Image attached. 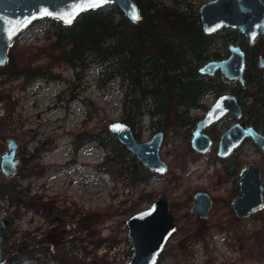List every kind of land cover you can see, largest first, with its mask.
Instances as JSON below:
<instances>
[{"label":"rangeland","instance_id":"obj_1","mask_svg":"<svg viewBox=\"0 0 264 264\" xmlns=\"http://www.w3.org/2000/svg\"><path fill=\"white\" fill-rule=\"evenodd\" d=\"M162 1L192 12L204 0ZM53 31L50 19L42 18L21 32L17 42L29 46L32 65L47 63L48 54L40 48L54 38ZM241 39L236 35L235 41L242 45ZM109 42L111 38L105 41ZM262 45L260 41L258 47ZM214 51L224 57L228 44L222 38L213 40L207 47L209 58L214 57ZM115 60L101 61L91 55L83 72L60 60L50 66L58 77H37L24 84L20 76L7 79L0 75V115L4 117L0 119V156L10 151L7 140L13 138L19 159L15 173L6 175L0 170V188L11 180L26 200L11 201L9 195L0 192V217L9 220L1 239L7 255L2 264H124L133 254L127 238V217L147 207L161 192L168 199L176 227L156 264H264V152L246 138L236 154L217 155L220 134L235 120L230 113L206 130L213 139L208 150L198 152L190 144L195 121L218 94L235 88L234 83L221 77L227 83L224 88L207 89L196 106L178 107L179 117L163 130L159 150L168 164L166 172H153L140 163L134 169L127 155L121 171L103 169L98 164L111 151L110 134L114 133L103 132L107 148L92 139L79 145L73 139L83 128L95 132L111 120L124 121L123 102L130 83L117 74L106 79L117 66ZM238 95L242 98L246 91ZM149 101L147 98L132 128L142 140L158 130V118L148 110ZM247 117L245 113L241 121L247 123ZM183 118L192 123L183 124ZM258 129L264 132V115ZM249 162L260 166L263 205L236 216L231 200L239 194V169ZM26 167L29 172L24 174ZM198 190L207 191L212 198L204 218L190 210ZM135 202V210H129ZM107 204L116 212L100 225L79 219ZM52 228H59L57 235H49ZM46 237L50 246L42 243ZM21 241L30 244L29 248L10 257Z\"/></svg>","mask_w":264,"mask_h":264},{"label":"trees","instance_id":"obj_2","mask_svg":"<svg viewBox=\"0 0 264 264\" xmlns=\"http://www.w3.org/2000/svg\"><path fill=\"white\" fill-rule=\"evenodd\" d=\"M136 2L141 12L138 20L129 19L115 4H109L107 8L84 10L69 23L50 19L54 38H50L40 48L48 54L47 63L32 65L29 46L18 44L17 37L9 46L7 61L0 64V75H5L7 79L20 76L24 84L37 77L44 80L58 77L51 71L50 66L60 60L68 61L77 66L79 72H83L89 65L91 55L101 61L116 59L117 66L109 72L106 79L117 74L121 80L127 79L130 83L129 92H126L123 102V120L133 128L136 119L143 113L142 107L145 109L146 99L149 98L151 109L148 110L152 116H157V128L166 130L168 123L179 117L178 107H183L184 110L196 106L207 89H222L227 85L219 71L214 75L201 74L197 67L209 58L207 47L211 41L222 38L229 44L235 41L239 33L235 27L228 26L210 34L204 33L198 8L190 12L162 0ZM239 35L242 37V33ZM109 38L112 42L105 43ZM260 41L263 42L262 48L258 47ZM244 42L242 43L248 50L245 84L231 80L235 85L232 91L237 94L246 91V96L239 99L242 105L245 103L242 116L248 113L247 123L258 128L259 119L264 115V68H258L254 59L258 52H264V40L259 35L252 44ZM212 55L223 57L215 51ZM248 86H251L250 89ZM129 94L131 97H128ZM3 118L0 115V119ZM191 123L189 118H183V124L189 126ZM89 130L92 129L83 128L75 132L74 142L79 145L92 139L107 148L103 132L110 131L108 124H103L95 132ZM110 135L112 149L105 154L98 167L121 171L119 167L124 163L125 155L130 159V166L134 169L139 166L140 162L134 154L118 141L115 134ZM237 149L233 154L237 153ZM27 163L25 159L24 165ZM228 168L231 169L230 166ZM24 170V174L29 172L28 167ZM4 183L5 187L0 188L2 194L9 195L11 201L24 199L21 196L23 192L15 188L14 182L7 180ZM137 204L135 202L128 209L135 210ZM114 212L115 207L107 204L79 219H89L95 225H100ZM58 229L52 228L49 235H57L55 232ZM95 230L100 233L101 229L97 227ZM47 238L42 243L50 246ZM18 246L20 247L10 252V257L16 256L22 249H28L30 244L21 241Z\"/></svg>","mask_w":264,"mask_h":264},{"label":"water","instance_id":"obj_3","mask_svg":"<svg viewBox=\"0 0 264 264\" xmlns=\"http://www.w3.org/2000/svg\"><path fill=\"white\" fill-rule=\"evenodd\" d=\"M108 4L118 6L131 20H138L133 19L134 16L141 17L136 0H106L104 3H100V0H0V64L7 61L9 46L35 20L49 18L69 23L84 10ZM198 14L201 29L206 34L216 32L223 26L235 27L244 34L247 42L252 43L258 34L264 33V0H205L199 4ZM245 56V49L240 44L230 42L226 56L209 58L197 70L204 74L219 71L226 80H237L244 85ZM257 64L264 67L263 54L257 57ZM226 113L233 114L237 120L220 134L217 155L228 156L245 138H251L264 152V132L238 119L242 115V106L233 91L218 94L196 120L190 138L194 150L204 152L210 147L213 140L204 129ZM108 128L141 165L157 173L167 171L168 164L159 154L163 130L158 129L150 138L142 140L136 137L130 124L125 121L111 120ZM7 145L11 148L10 151H5L0 156V166L6 175L14 173L19 163V159L15 157V140L9 138ZM238 178L239 194L232 198L231 206L236 216H242L263 205V181L259 164H244L239 169ZM193 196L190 210L204 218L211 205V196L202 190H198ZM8 223L7 218L0 217V264L7 261L1 239ZM126 224L127 238L133 254L124 264H156L160 251L176 227L168 199L162 192L147 207L130 214Z\"/></svg>","mask_w":264,"mask_h":264},{"label":"flooded vegetation","instance_id":"obj_4","mask_svg":"<svg viewBox=\"0 0 264 264\" xmlns=\"http://www.w3.org/2000/svg\"><path fill=\"white\" fill-rule=\"evenodd\" d=\"M204 1H205V0H204ZM236 29H237V28H236ZM237 30H238V29H237ZM238 33L241 34L242 32L238 30ZM238 33H237V34H238ZM239 34H238V36L241 37V35H239ZM259 35H261V36L263 37V40H264V33H263V34H258V35L255 37V39H254V41H253L252 43H254V42L256 41V39L258 38ZM241 38H242V39H241L242 42H244V41L247 42V40H246V38H245V36H244L243 33H242V37H241ZM234 42L237 43L236 41H234ZM242 42H241V43H242ZM245 42H244V43H245ZM247 43H249V42H247ZM252 43H249V44H252ZM238 44H239V43H238ZM240 45H241V44H240ZM241 46L245 49V52H246V55H247L248 50H247L245 44L242 43ZM259 54H263V55H264V52H263V51H260V52H258V53L256 54L255 59H254V60H255V64H256V66H257L258 68H264V67H259L258 64H257V57L259 56ZM211 58H217V57H211ZM245 58H246V56H245ZM208 59H209V58H208ZM245 62H246V60H245ZM201 64H202V63H201ZM245 67H246V66H245ZM197 68H198V67H197ZM197 71H198V70H197ZM216 72H217V71H216ZM216 72H215V73H216ZM199 73H200V72H199ZM215 73H214V74H215ZM201 74H204V73H201ZM214 74H210V73H208L207 75H214ZM236 81H237V80H236ZM229 91H232V90H229ZM233 92H234V91H233ZM235 93H236V92H235ZM236 94H237V93H236ZM237 96H238V99H240V97H239L238 94H237ZM239 102H240V100H239ZM240 104H241V102H240ZM241 106H242V104H241ZM242 111H243V107H242ZM226 114H228V113H226ZM230 114H231V113H230ZM202 115H203V114H202ZM202 115H201V116H202ZM232 115H233V114H232ZM201 116H200V117H201ZM223 116H224V115H223ZM223 116H222V117H223ZM233 116H234V115H233ZM200 117H199V118H200ZM234 118H235V116H234ZM238 119L241 121V120H242V115H241ZM218 120H219V119H218ZM218 120L215 121V122H213V123H211L209 126H207V127L204 129V131H206L207 129L211 128L216 122H218ZM235 120H237V118H235ZM235 120H234V121H235ZM234 121H233V122H234ZM233 122H232V123H233ZM195 123H196V121H195ZM195 123H194L193 128L195 127ZM244 123H246V122H244ZM246 124H248V123H246ZM250 124H251V123H250ZM252 125H253V124H252ZM193 128H192V129H193ZM257 129H258V128H257ZM161 130H162V129H161ZM191 131H192V130H191ZM206 132H207V131H206ZM207 133H208V132H207ZM211 138H212V137H211ZM245 139H246V138H245ZM245 139H244V140H245ZM212 140H213V139H212ZM244 140H243V141H244ZM243 141H242V143H243ZM242 143H241V144H242ZM212 144H213V142H212ZM212 144H211V145H212ZM217 144H218V143H217ZM211 145H210V146H211ZM239 146H240V145H239ZM239 146H238V147H239ZM238 147H236L235 149H237ZM208 149H209V148H208ZM208 149H207V150H208ZM235 149L233 150V152L235 151ZM233 152H231V154H233ZM229 155H230V154H229ZM229 155H228V156H229ZM225 157H227V156H225ZM0 170L3 172V170L1 169V166H0ZM3 173H4V172H3ZM14 173H15V172H14ZM238 181H239V178H238ZM238 183H239V182H238ZM196 192H197V191H196ZM196 192H195V193H196ZM206 192H207V191H206ZM193 195H194V194H193ZM193 198H194V196H193ZM211 199H212V198H211ZM193 201H194V200H193ZM211 202H212V201H211ZM192 203H193V202H192ZM191 205H192V204H191ZM190 208H191V206H190ZM209 208H210V207H209ZM208 210H209V209H208ZM192 212H193V211H192ZM196 213H197V212H196ZM207 213H208V212H207ZM197 214H198V213H197ZM206 216H207V215H206ZM206 216H205V217H206Z\"/></svg>","mask_w":264,"mask_h":264},{"label":"snow or ice","instance_id":"obj_5","mask_svg":"<svg viewBox=\"0 0 264 264\" xmlns=\"http://www.w3.org/2000/svg\"><path fill=\"white\" fill-rule=\"evenodd\" d=\"M104 2H106V0H100V3H104ZM133 19H139V17L138 16H134Z\"/></svg>","mask_w":264,"mask_h":264}]
</instances>
